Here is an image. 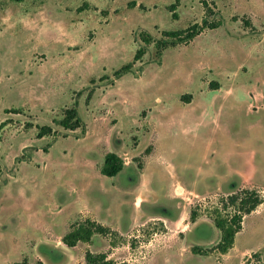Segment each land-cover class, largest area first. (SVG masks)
<instances>
[{"label": "rangeland", "instance_id": "obj_1", "mask_svg": "<svg viewBox=\"0 0 264 264\" xmlns=\"http://www.w3.org/2000/svg\"><path fill=\"white\" fill-rule=\"evenodd\" d=\"M202 1L0 0V264H35L38 255L44 264H84V242L66 247L69 255L44 248L83 210L120 228L93 235L88 250L122 264H264V203L221 253L213 210L225 195L189 194L178 211L168 201L175 178L189 184L205 158L264 184V0H204L218 27L159 54L164 30L202 22ZM71 107L81 120L74 130L59 124ZM202 110L205 119L218 110L227 129L208 150L209 126L193 127ZM41 126L52 133L38 137ZM154 144L150 197L136 186ZM109 151L128 164L115 176L101 173ZM150 198L143 211L162 205L157 213L175 220L141 217L130 229L133 199Z\"/></svg>", "mask_w": 264, "mask_h": 264}, {"label": "trees", "instance_id": "obj_2", "mask_svg": "<svg viewBox=\"0 0 264 264\" xmlns=\"http://www.w3.org/2000/svg\"><path fill=\"white\" fill-rule=\"evenodd\" d=\"M20 1V0H16ZM202 4L205 6V18L201 23H194L182 30H164L163 39L157 41V50L161 54L163 47L174 46L178 43H188L194 37L199 35L205 29L216 28L219 23L209 22L207 17L211 12L207 7L206 2L203 0ZM174 4L169 5V9L172 12V17L175 19ZM246 24H250L249 21H245ZM142 41L145 45L150 44V38L148 36H142ZM145 52V47L141 46L136 49L134 54V61L140 59ZM130 65H125L121 69L114 72V76H119L122 72L128 70ZM188 96V95H187ZM182 96L183 98L187 97ZM190 97V95H189ZM59 124L64 129L74 130L81 127V120L77 117V110L75 107L68 108L64 111L62 119ZM52 133V128L49 126L39 127L38 137ZM124 166L122 157L113 152H107L103 158V164L101 167V173L106 176H115ZM264 203V195L256 189L243 188L238 191L232 192L225 197H222L220 201V207L213 210V224L220 232V238L216 243V249L225 253L232 248L235 240V235L242 229L243 218L254 211L260 204ZM196 213L190 212V218L194 221ZM98 233L107 235L112 233L111 230L96 221L90 219H84L75 221L70 224V229L62 236V241L68 246H74L77 242H88L93 234ZM192 252L196 254H206L202 249L192 247ZM84 264H122L108 258L107 253H93L87 250L84 253ZM20 264H27L23 260ZM35 264H44L41 260H38Z\"/></svg>", "mask_w": 264, "mask_h": 264}, {"label": "crops", "instance_id": "obj_3", "mask_svg": "<svg viewBox=\"0 0 264 264\" xmlns=\"http://www.w3.org/2000/svg\"><path fill=\"white\" fill-rule=\"evenodd\" d=\"M213 90H215V89H213ZM187 103H189V102L187 101ZM214 105H215V103H214ZM189 111H192L194 114L196 112V108L192 109V110L189 109ZM205 113L206 112L204 110H202L200 112V114H198L196 116L194 115L195 122L193 124V127L194 128H195V126L198 127L204 123H207L206 126H209L210 136L207 137V141H206L207 147H205L206 150H208L211 141L214 139V136H216L217 133H220L221 131L227 130V129H226V125L221 123L220 114L218 113V110H215L214 114H211L208 119L204 118ZM157 153H158V149H157L156 145L154 144L153 153L148 154L146 156V161H145L144 165L142 166L141 169H139L140 170V178H139V182L136 186V192L138 190L137 188H140L142 186H146L147 187V195L150 194V197L153 195V190L150 188V180H149V178H146L145 170H146V167L148 165V161L153 157V155L155 156V154H157ZM127 165L128 164L124 163V166H127ZM221 166H222V159H220L219 156L215 159L205 158L204 162L202 159V161L198 164V166L196 168V173H195L196 176L194 178L191 177L189 184H184L182 181L175 178V181L173 182V184L170 188V195H169V200H168L170 203L175 204V207L173 210L178 211L179 206L177 207V204L179 205V204L184 203V200H186V198L188 197L189 194L195 195V196H203V197L205 195H208V194L228 195L232 192L238 191V190L243 189V188H248V189L255 188L259 192L264 191V184L254 181L252 175L242 173L241 170H239L237 168H233L227 172H221L220 171ZM122 169L118 173H120L122 171ZM199 174H200V176H199ZM172 175H173V173H172ZM201 176L203 177V179L201 181H199L197 178H199ZM205 178L209 181L214 180L215 183L213 184V186H209V187L205 186V183H204ZM206 183H208V182H206ZM199 187H200V189H202L201 192L203 194H198V193H200ZM170 200L174 201V202H171ZM168 201H166V202H168ZM146 203H154V201L150 198V200L146 199V200H142L141 203H138L137 200L134 201V199H133V205H134L136 212H137L136 220L138 218L140 219L141 217H146V219L144 221L158 220V221H161L163 223L167 222V220L168 221L175 220L176 217L170 219L168 217H165V216L157 213V209L160 208V206H162V205L157 204L158 205L157 208H155V209L152 208V210L143 211V206ZM165 211H167V210H165ZM80 215H81L80 220L90 219L92 221H96L97 223L108 227L111 230V232H115V233L117 232L118 234H121V230H120V228H118L117 225L116 226H113V225L110 226V225L104 224V222L100 221L99 218L95 217L94 214H91L90 211H88V210H83L80 213ZM80 220H78V221H80ZM138 222L139 221L137 220L134 223L135 225L131 226L130 229L137 226ZM141 225H144V223L143 222L140 223L139 226H141ZM69 229H70V225H69ZM69 229H68V231H69ZM64 234L58 236V238H59L58 241L57 240H51V242H50L51 244L49 243L48 245L47 244L44 245L45 246L44 248L47 249L51 253L58 252L57 254L63 255V253H65V255H67L68 253H67L66 247H74V246H76V244L78 242L74 246H68V245L64 244L62 241V236ZM95 234H98V233H95ZM95 234H93V235H95ZM110 234H112V233H109L107 235H102V234H100V235H102L104 238H106ZM93 235H92V237H93ZM92 237L90 238V240L88 242H84L86 244L87 250H88V245L90 244V242L92 240ZM79 242H82V241H79ZM87 250H85L83 252V256ZM101 252H105V250H102L98 253H101ZM93 253H95V252H93ZM38 260L42 261V257L39 255H38V258L36 261H38Z\"/></svg>", "mask_w": 264, "mask_h": 264}]
</instances>
